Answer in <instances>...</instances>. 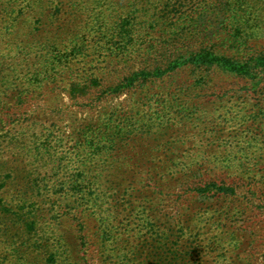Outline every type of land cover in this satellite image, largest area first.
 Returning a JSON list of instances; mask_svg holds the SVG:
<instances>
[{
  "label": "rangeland",
  "instance_id": "obj_1",
  "mask_svg": "<svg viewBox=\"0 0 264 264\" xmlns=\"http://www.w3.org/2000/svg\"><path fill=\"white\" fill-rule=\"evenodd\" d=\"M261 53L264 0H0V264H264Z\"/></svg>",
  "mask_w": 264,
  "mask_h": 264
},
{
  "label": "trees",
  "instance_id": "obj_2",
  "mask_svg": "<svg viewBox=\"0 0 264 264\" xmlns=\"http://www.w3.org/2000/svg\"><path fill=\"white\" fill-rule=\"evenodd\" d=\"M218 57L215 55H211V54H206L205 57H203V59L201 58L198 59L197 61H195V63L197 64H205L208 66H215L216 65V60ZM256 62H262L264 63V53H261L257 58H255ZM227 68H231V66H233V64L230 61H225L224 63ZM146 68L150 69V68H154L152 64L147 65ZM105 206V203L101 202V199L99 198H92V199H87V197L85 198H78V200H76L74 207H71L70 211L76 213V212H85V211H89L92 209H95L96 214L98 215V211H100L101 215H103L104 211H109V209L103 210Z\"/></svg>",
  "mask_w": 264,
  "mask_h": 264
}]
</instances>
